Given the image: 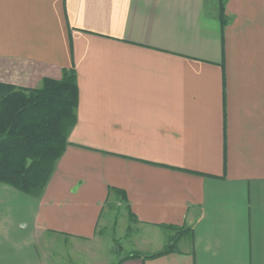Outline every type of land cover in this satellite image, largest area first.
Returning <instances> with one entry per match:
<instances>
[{
    "label": "crops",
    "instance_id": "obj_1",
    "mask_svg": "<svg viewBox=\"0 0 264 264\" xmlns=\"http://www.w3.org/2000/svg\"><path fill=\"white\" fill-rule=\"evenodd\" d=\"M218 2L0 0V82L78 90L41 196L0 183V264L94 241L109 206L143 235L120 264H264V0H226L223 26Z\"/></svg>",
    "mask_w": 264,
    "mask_h": 264
},
{
    "label": "trees",
    "instance_id": "obj_2",
    "mask_svg": "<svg viewBox=\"0 0 264 264\" xmlns=\"http://www.w3.org/2000/svg\"><path fill=\"white\" fill-rule=\"evenodd\" d=\"M225 1L218 2L221 26L224 25ZM77 100L72 70L64 71L59 80L43 78L34 89L0 82L1 184L34 198L41 196L66 147L68 133L75 122ZM173 242L174 237L162 251L145 258L171 251ZM141 257L140 253L131 252L125 259ZM122 261L124 259L115 264Z\"/></svg>",
    "mask_w": 264,
    "mask_h": 264
},
{
    "label": "rangeland",
    "instance_id": "obj_3",
    "mask_svg": "<svg viewBox=\"0 0 264 264\" xmlns=\"http://www.w3.org/2000/svg\"><path fill=\"white\" fill-rule=\"evenodd\" d=\"M99 230L97 238L86 243L44 236L39 243L41 264H115L120 258L140 249L143 235L131 223L124 206L106 207ZM166 235L164 233L163 237L166 238Z\"/></svg>",
    "mask_w": 264,
    "mask_h": 264
}]
</instances>
